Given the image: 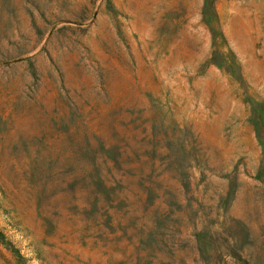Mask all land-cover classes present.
<instances>
[{"label": "rangeland", "instance_id": "374dc122", "mask_svg": "<svg viewBox=\"0 0 264 264\" xmlns=\"http://www.w3.org/2000/svg\"><path fill=\"white\" fill-rule=\"evenodd\" d=\"M0 264H264V0H0Z\"/></svg>", "mask_w": 264, "mask_h": 264}]
</instances>
